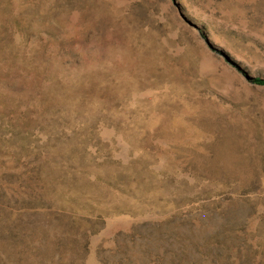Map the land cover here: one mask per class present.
Instances as JSON below:
<instances>
[{
  "label": "rangeland",
  "instance_id": "374dc122",
  "mask_svg": "<svg viewBox=\"0 0 264 264\" xmlns=\"http://www.w3.org/2000/svg\"><path fill=\"white\" fill-rule=\"evenodd\" d=\"M0 264H264V0H0Z\"/></svg>",
  "mask_w": 264,
  "mask_h": 264
},
{
  "label": "trees",
  "instance_id": "16d2710c",
  "mask_svg": "<svg viewBox=\"0 0 264 264\" xmlns=\"http://www.w3.org/2000/svg\"><path fill=\"white\" fill-rule=\"evenodd\" d=\"M255 82H259V80H255ZM258 84H263V82L260 81Z\"/></svg>",
  "mask_w": 264,
  "mask_h": 264
}]
</instances>
